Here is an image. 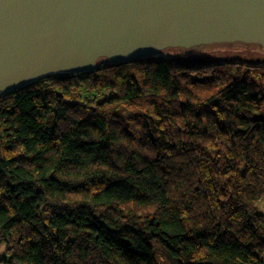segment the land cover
<instances>
[{
	"label": "trees",
	"instance_id": "16d2710c",
	"mask_svg": "<svg viewBox=\"0 0 264 264\" xmlns=\"http://www.w3.org/2000/svg\"><path fill=\"white\" fill-rule=\"evenodd\" d=\"M264 61L147 57L0 96V264H264Z\"/></svg>",
	"mask_w": 264,
	"mask_h": 264
},
{
	"label": "water",
	"instance_id": "95a60500",
	"mask_svg": "<svg viewBox=\"0 0 264 264\" xmlns=\"http://www.w3.org/2000/svg\"><path fill=\"white\" fill-rule=\"evenodd\" d=\"M236 42L264 49V0H0V96L102 58Z\"/></svg>",
	"mask_w": 264,
	"mask_h": 264
},
{
	"label": "rangeland",
	"instance_id": "374dc122",
	"mask_svg": "<svg viewBox=\"0 0 264 264\" xmlns=\"http://www.w3.org/2000/svg\"><path fill=\"white\" fill-rule=\"evenodd\" d=\"M258 44L215 43L198 48H169L162 51L161 57L182 62H206L238 59L245 62L264 61V49ZM260 49V50H259ZM264 214V202L258 206ZM2 250H0V256Z\"/></svg>",
	"mask_w": 264,
	"mask_h": 264
}]
</instances>
